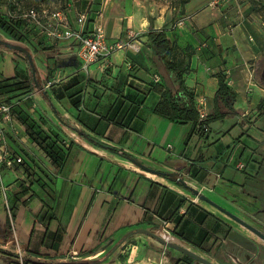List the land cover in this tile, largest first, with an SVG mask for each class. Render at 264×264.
<instances>
[{"label": "crops", "instance_id": "crops-1", "mask_svg": "<svg viewBox=\"0 0 264 264\" xmlns=\"http://www.w3.org/2000/svg\"><path fill=\"white\" fill-rule=\"evenodd\" d=\"M107 1L93 22L104 27L109 42L130 38L138 51L117 50L83 70L77 42L51 36L40 24L35 37L20 42L24 51L0 45V77H28L40 90L26 98L48 103L36 112L25 98L21 112L65 151L55 165L15 117V124L4 125L6 148L23 163L1 170L6 196L0 189V249L19 258L1 255L9 257L8 264H22L27 254L62 264L72 250L78 251L73 261L88 264H187L181 253L171 254L145 234L120 244L127 233L146 229L214 264L221 250L239 258L257 240L193 190L236 216L264 224V217L253 216L264 214V11L255 0L215 8L191 0L182 8L190 19L176 27L167 8L138 11L127 0L122 14L114 15ZM80 12L66 15L74 29ZM8 13L7 0H0V14ZM151 28L164 30L177 56L188 60L184 80L195 106L203 98L207 113L215 112L223 75L239 114L211 123L204 138L193 132V123L156 115L155 85L163 81L151 60L146 36ZM50 80L55 84L46 87ZM159 173L177 174L186 187ZM164 220L170 234L161 229Z\"/></svg>", "mask_w": 264, "mask_h": 264}, {"label": "trees", "instance_id": "trees-1", "mask_svg": "<svg viewBox=\"0 0 264 264\" xmlns=\"http://www.w3.org/2000/svg\"><path fill=\"white\" fill-rule=\"evenodd\" d=\"M190 1L191 0H184L183 5ZM255 2L258 8L260 7L258 9L260 13L261 11H264V2L261 0H255ZM94 3V0H92V3L88 8L90 13L88 22H93L101 9L100 6L98 9H94ZM7 4L9 7V13L7 15L0 14V31L8 38L19 42L27 41V37L30 35L35 37L37 33L35 31L36 24L27 18H23L22 14L14 17L13 11L15 6L12 5L11 0H7ZM84 11L86 10H83L82 12ZM183 11L184 10H182V16L185 14ZM32 23L34 26H32ZM146 36L148 37L149 46L152 50L151 60L153 67L161 75L163 81L162 84L157 83L155 85L158 88V93L160 95L159 102L153 108V112L156 115L166 118L172 122L193 123V132L199 137L204 138L209 132L204 130L205 126H208L210 130L211 123L222 120L229 114H239V112L234 109L236 94L226 84L225 77L223 75H219V88L214 98V103L216 105L215 112L212 114L207 113L206 118L204 120H200L199 113L195 106L194 94L185 86L184 75L189 69L188 60L177 56L176 46L170 42L164 30H155L151 28L147 32ZM0 45L7 47L5 41L1 38ZM32 85L31 80L26 76L19 77L17 74L13 78H4L1 76L0 104L11 106L13 117H15V119L25 128V132L30 141L34 143L53 164L60 166L61 160L65 155V151L57 146L56 142L52 140L51 137H48L44 133V130L34 120L24 115L20 110V100L18 99H20L23 95L30 93L33 89ZM108 148L112 152L127 157V154L120 150L112 147ZM12 157L17 158L15 155ZM14 165L20 164L14 163ZM3 167L4 165L0 167V170H2ZM159 174L172 181H177L179 179L177 174ZM0 254L19 258L17 254L7 252L3 249H0ZM182 259L187 264L195 262L192 258L185 255L182 256ZM22 264L47 263L35 260L30 254H27L22 257ZM62 264H88V262H75L73 260H68L62 262Z\"/></svg>", "mask_w": 264, "mask_h": 264}, {"label": "built area", "instance_id": "built-area-1", "mask_svg": "<svg viewBox=\"0 0 264 264\" xmlns=\"http://www.w3.org/2000/svg\"><path fill=\"white\" fill-rule=\"evenodd\" d=\"M230 1L237 0H212L208 3L210 7H217L220 3H229ZM264 2V0H261ZM99 15V13H98ZM52 23L47 24V27L50 28V35L55 37H62L65 39H71L77 42L78 44V58L81 62V68L87 70L92 64L97 63L102 60H108L111 55L117 50L121 49H132L138 51L136 41L133 39H128L124 41H117L111 43L108 41L104 27L97 23L93 22L91 29L87 27L89 23L90 13L88 9L82 13H79L76 17L77 29L72 28L67 24L66 15L63 12H55L49 15ZM23 18H27L35 24H40V14L37 10L31 9L26 14L23 15ZM189 16H182L176 21L175 26L181 27L188 20ZM232 28V27H231ZM155 79L158 80V77L155 76ZM55 82L50 80L46 83V87H50ZM197 111L200 116V120H204L207 116L206 111V102L203 98L198 100L196 106ZM15 124L14 117L12 115L11 106L6 104H0V167L2 165L6 167H12L14 163L20 164L22 162L21 157L14 158L12 153H10L6 148V132L4 125L6 124ZM206 132L209 131L208 126L204 127ZM237 168H243L242 164L237 165ZM1 177V170H0ZM0 189L5 194V188L0 182ZM161 229L166 234H170L171 231L168 229V222L163 221ZM78 255V251L72 250L66 256L65 261L72 260ZM234 263H239L238 258L232 259Z\"/></svg>", "mask_w": 264, "mask_h": 264}, {"label": "rangeland", "instance_id": "rangeland-1", "mask_svg": "<svg viewBox=\"0 0 264 264\" xmlns=\"http://www.w3.org/2000/svg\"><path fill=\"white\" fill-rule=\"evenodd\" d=\"M11 1H12V5L15 6V9L13 11L14 17L19 16L21 14L24 15L29 10L34 9V10H37L38 13L40 14V22H39L40 26L42 25V26L48 28L47 24H49V23H51V21H53L49 17L50 14L55 13V12H63L65 15H69L72 12H74V13L80 12V11L85 9L86 5L89 3L90 0H11ZM126 1L127 0H108L107 2H109V6L111 4V9L108 12H110V14H114V15H121L123 6L126 3ZM202 1H203V3L201 4V6L208 4L212 0H202ZM94 2H95L94 3V6H95L94 9H98L99 6L102 7L103 3H105V0H94ZM131 2H134V4H136L138 11L139 10L146 11L148 9H151L152 7L154 8V10H156L157 7H160L161 9L167 8L169 10H172L176 20H178V18H180L182 16V8L184 6L183 5L184 0H131ZM99 3H100V5H99ZM183 16H184V14H183ZM109 18H110V16H109ZM111 19H112V17L109 20L111 21ZM110 21H109V24H110ZM32 26H34V24ZM0 38L5 40V42H8L9 44H12L14 46H21L19 41L12 40V39L8 38L1 31H0ZM93 65L94 64H92L91 66H93ZM32 87H33V89L36 88V90H40V86H33L32 85ZM40 94H42V93L40 92ZM25 98H26V96L23 95L18 100H20V102H22L23 100H25ZM26 99H28V98H26ZM42 100H43V102H42ZM28 103L30 104L31 109H33L36 112L40 109V107L43 106V103L46 106H48L47 101L41 97L28 99ZM33 104H35L36 106H33ZM234 124H235V120H234V122H231L227 125L233 126ZM18 140H19V138H18ZM22 163H20V164H22ZM3 197H4V193H3ZM4 200H5V198H4ZM220 214L223 215L221 212H220ZM254 215L257 217H264V214H261V213H258V214L254 213L253 216ZM223 216L225 218L227 217L225 215H223ZM238 217L241 218L246 223L254 226L258 230H260L262 233H264V224L255 221V219L251 218V217H247V216H238ZM228 220H230L233 224L240 226L238 223H235V221L232 220L231 218L230 219L228 218ZM240 227L243 230H247L243 226H240ZM12 232H13V228H12ZM14 234H15V232H14ZM248 234H250L255 240H257L258 243L252 242L251 243L252 246H250V249H251L250 252L247 251L246 253L244 252L243 254H241L239 257L240 261L242 262V264H264V241L262 239H260L259 237H257L252 232L248 231ZM15 237H17L16 234H15ZM168 250L171 254L180 255L179 252L173 251L171 249H168ZM220 253L221 254L218 258V261H219L218 264H239L238 262L234 263L232 258L229 257L228 252H226V250L225 251L221 250ZM181 256H183V255H181ZM8 260H9V257L3 256L0 254V264H8Z\"/></svg>", "mask_w": 264, "mask_h": 264}, {"label": "water", "instance_id": "water-1", "mask_svg": "<svg viewBox=\"0 0 264 264\" xmlns=\"http://www.w3.org/2000/svg\"><path fill=\"white\" fill-rule=\"evenodd\" d=\"M7 48H11V49H15V50H23L21 47L19 46H14L12 44H9L8 42H5ZM24 51V50H23ZM263 80H264V74H263ZM142 167V166H141ZM143 168V167H142ZM147 169V168H144ZM178 181L186 187V184L184 183V181L179 178ZM194 195H196L198 197L199 200L208 202L209 204L213 205L214 207H216L220 212L224 213L226 216H228L229 218H231L232 220H234L236 223H238L239 225L243 226L244 228H246L247 230H249L250 232H252L253 234H255L257 237H259L260 239H262L264 241V233H262L260 230H258L257 228H255L254 226L246 223L245 221H243L241 218H239L238 216L232 214L231 212L223 209L222 207L218 206L217 204H214L210 199H208L206 196H204L203 194H201L199 191L193 190ZM136 233H141V234H145L150 236L151 238L155 239L157 242L161 243L162 245H164L167 248H170L172 250H175L179 253H181L182 255L188 256L190 258H192L195 262L199 263V264H213L211 261H209L208 259L194 253L193 251L178 245L176 243H173L171 241H168L164 238H162L161 236L154 234L146 229H138L135 230L134 232H129L127 233L122 240L120 241V244L123 243L128 237H130L133 234ZM115 246L112 250L111 253L114 252L119 245Z\"/></svg>", "mask_w": 264, "mask_h": 264}, {"label": "flooded vegetation", "instance_id": "flooded-vegetation-1", "mask_svg": "<svg viewBox=\"0 0 264 264\" xmlns=\"http://www.w3.org/2000/svg\"><path fill=\"white\" fill-rule=\"evenodd\" d=\"M262 70H263V72L261 73V80L264 82L263 77H262L263 74H264V63H263V66H262ZM239 264H242V262L240 261V259H239Z\"/></svg>", "mask_w": 264, "mask_h": 264}]
</instances>
